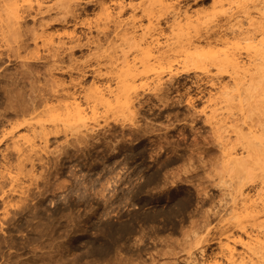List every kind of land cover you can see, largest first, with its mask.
<instances>
[{"label":"rangeland","instance_id":"374dc122","mask_svg":"<svg viewBox=\"0 0 264 264\" xmlns=\"http://www.w3.org/2000/svg\"><path fill=\"white\" fill-rule=\"evenodd\" d=\"M1 1H2V3H1ZM1 1H0V172H1V170L2 171L5 170V174L7 173L6 176L8 177V178L6 177L7 179H9L10 175H11L10 177H12V175L14 174L12 179L10 178L13 181H11L10 179L7 181V179H6V182H8L7 183L8 185H9V182H11V183L13 182L12 183L13 185L16 182L18 183V181L23 177L21 179L22 181L21 180L19 181V184L22 182L20 185L17 183L15 184V186L17 187V192L15 194H16L17 198H19L18 194L20 195L21 191H22V194H24V195L22 196V194H21V196L23 198L28 197L27 198L28 201L26 202V206H24V207H20V208L18 206H16V208H15V206L14 207L13 206L7 207V215L10 216V217H8L9 221L6 222V220L4 221V220L0 219V228H1L0 229V246H1L0 247V264H65V263L66 264H119L120 261L122 262V264H132V263L133 264H152L153 262H154V264H167V263L168 264H176V262H177V264H186L184 262V260H185V258H187V255L185 253L186 251L184 250V247L188 252L189 248H191V247H189L191 244L195 247L194 248L192 246L195 249V250H193L194 256H196V258H198V260L204 261V262H205V260H206V262H208V260L209 261L213 260V258L219 252V245H217L218 243L214 242L213 245L211 244V245L206 246L205 243L203 244V241L206 239L212 240L213 238L218 239L221 236L220 233H222L221 232L222 230L225 231L227 228L229 229L230 216H232V214H231L232 208H230L232 206L229 205L231 203V202H229V200H230V198H232V195H230V189L226 185L224 186L222 183H220V180L218 178V174L220 173L219 168H217L219 171L218 170L216 171L215 170L216 167H214V170L218 173L216 175L217 177L215 176V174L211 175L214 173L212 164L216 163L217 157L219 158V156H217L219 154V149H218L219 145L216 144L218 140H217L215 134L213 133L214 131H212L213 130L212 127H210V124L208 123V117L211 114V111L214 109H219V113H221L220 107H224L223 106L224 104H221L220 100H218L219 102L217 100H216L217 102L214 100V97H217L219 94V93L218 94H215V93L218 92V90H219L218 88L221 87L223 84H224L223 86H225V85H231V83H232L231 78H229L230 76H228L229 74L224 73V72H226L225 69H220L216 66L213 67L211 65H210V67H208L209 65H206L208 68L206 66L204 68H207L208 72L205 69L203 70L204 72L202 71V69H201L202 72L199 71L198 69L196 71V68L195 69L190 68L189 69L190 71H185L186 68H184L182 63L180 62L181 59L178 58L179 59L178 63L177 64L175 63L177 60V58H176L174 60L175 62L173 61L174 68H175L173 75H170L169 78H168V75L164 76L162 86L159 88V91H158L156 85L154 84L153 80H150L151 78L147 79V77H146L145 81L143 80V82H145V83H143L142 81L138 83L139 84L138 91H140V92H138L139 98H137L136 102L134 101V103L136 105L133 104V107L135 105L136 110L138 109L137 111H139V112H137L134 108H132L135 111L134 112L131 109L132 112L135 113L133 116H132L133 113H131V116H130V110L126 109L127 111H129L128 112L129 115H128V113H126L127 111H123V109H124L123 107H119V109L117 108L118 110L116 111L115 108H114L115 109L114 110L113 108H107L105 106H104L105 108L102 106L103 108L101 109V106L98 107L99 105L96 107V112L98 114V117H95L96 115L92 116V113L89 114V119H91V120L88 121L90 124L87 123V126L89 127V125H91L90 127L94 126L97 129V131H96L97 132V136H96L97 140L93 141V143H94L93 147H95V148L91 147V149L92 148L93 149H92V152L90 155L86 152V154L83 153L82 156H79V154L74 152L75 149L73 147L75 144H74L73 140L75 141V140L81 138L80 134H79L80 132L78 133L79 130L76 131L79 128L75 127V130H74V128H71V129L69 128L70 131L73 129V131L68 132V136L70 137L69 140L73 142V143L70 142L72 144V147H71V145L69 146L67 144L66 139L68 140V136L66 138L64 133H63L64 135L63 134H59L60 136L58 135L59 139L54 138V140H53V137H52L51 142H50V147H49L50 150L47 149L48 151H45V149H44L42 152H40V156L44 160L42 162H44L43 163L44 165L47 164L46 165L47 169L46 168L42 169L44 167V165L38 164L37 168H36V170L37 169L38 170H37V172L35 170L36 174L34 172L33 175L31 176V181H32L31 182L29 180L30 175H31L30 173L28 174L29 177H27L28 175H25L26 173L23 174V173H19L17 171V167L19 166V165L18 166L16 165L17 161L15 159V157L17 158V156H16L17 153L15 152L16 153L15 154L11 149H9V152H8V150L7 151L5 150L6 139H7L5 137L10 136V132L13 131V129H15L16 124L17 123L19 124V122L22 119L20 116V113H18L19 112L18 106L20 104L17 106V109L14 108V106L16 107V105L18 104L17 102L19 101V99L16 100V103H14V105L9 104V103L15 102L13 100H12L13 102H11V101L9 102V100H8V97H9L8 95H10V93L12 94V92H13L12 90H15V91L20 90L21 94L23 93L22 96L23 95L28 96L30 93V90L32 91L31 85H34L35 83L36 84L34 86L35 87L38 86L37 87L38 89L39 88L42 90L49 89L48 85H49L50 81L49 82H47V81L51 79L50 76L52 75L55 77L54 79H57L55 81H59V82L61 81V83L63 82L65 84L64 85L62 83L63 86L67 87L68 90L70 91V93H76L78 96H80L82 98L83 103H85L86 102L84 100V99H86L85 95H87V93H88V91H86V90L89 89L90 86L94 82H97V84L98 85L100 84V86H102V87H104L105 85L109 86L108 83H110V86H113V87L115 86L116 75L114 74L115 72H112V71H114L115 68H116L115 69V71H116L118 68L117 66L119 64H120L119 69H121L123 67L122 65H124V63H123L124 59L122 58V52L124 50H125L124 52H126L129 56L127 58L131 61L133 58L134 59L136 58L137 54L135 53L136 51L134 49L129 48L132 50H128V48H126L129 46V44L126 45V43H128V42L123 37H122L123 40L126 42L125 44L120 39L121 36H123L122 31H121V28H120L121 32L119 31V28H118L119 26L116 23L111 24L110 22H113L111 20L110 21L107 20L108 22L103 21V20H106V18H107L106 14L110 11L112 12V13L110 12L111 14H114V12H115V16H116V13L118 12L117 11L118 7H116V4H115L116 0H83V2L80 4V6H82V7L77 9V11L80 13H78L76 11L77 16L74 17L75 19L73 20V22L69 23L70 25L68 24L69 26L65 23H62V24L58 23L56 25L53 24V26L51 24L48 27V29H46L49 31V33L53 32V31H55L53 33H57L58 30L62 31L64 29V31L66 33L64 31H63V33L61 32L63 34V37L65 34H67V31L71 33V31L75 30L76 37L77 38L81 37L80 39L82 40L81 41L82 45L80 44L81 46L78 47L77 44L72 45V47H76L77 49L76 48L70 49L71 46H70V44H68L69 46H67V48L70 47L69 50L65 49V51L60 52V57L58 59L61 61V63L58 60H57V62L59 64V66L62 67L63 70L60 69V67H58V70H59L58 71L57 68L54 67L56 70L52 69V72H51V70H50L52 67L51 61L54 59L51 60V58H52L51 57L49 59L50 61H48V58H46V57H50V55H48L49 52H47L46 50H44V48H41V47H39L40 49L39 48L37 49V47L35 45V41L33 40L34 38L32 39L33 34L30 33L32 28H34V27L37 28V26L41 22L40 20H42V21L45 19L47 20L48 17H46V16H45L46 18L45 17H38L37 20H34L32 17L31 18L26 17L27 19L20 21L22 23V26L16 25L17 29L14 26L11 27L12 25L8 26L9 25L8 23H7V26H8L7 27L6 21H5L8 19V17H6L7 11H8L7 16H9L10 10L18 9L19 11H21L20 9H22V8H23L22 10H24L25 8L27 9L30 7V4L32 2H33V4L36 5V0H33V1L32 0L31 1L30 0H26V1H24V0L17 1L16 0L14 4L16 5V3L18 2L19 3V4L17 3L18 7H16L14 4H12L16 7L15 8L13 6L15 9L14 8L11 9L12 6L8 7L4 0H1ZM125 1H126V3L130 2V0H125ZM142 1H144V0H134V3L140 4ZM33 4H32V6H35ZM104 4H105V6H109L110 8L109 7L108 8L111 9L107 13H106V11L105 12L102 11L104 9L101 7ZM179 4H181L180 5L181 7L183 6L182 7L183 9L185 8V10L187 9V11H189V13L194 14L193 16H197L195 14H199L198 15L199 17L204 15L203 17H205L206 19H209L210 16H212V15L214 16V14H215V16H214L215 18L212 16L214 19H212V17L210 18L213 20V23H212V20L209 19V22L211 24L207 22L208 25H204L201 28L202 29L200 31L201 33L206 34L205 31H207V29L209 31L210 29L213 30L214 29L213 27L220 26L221 28H223V29L219 30L220 32L223 31L222 35H226V34H227V36L229 35L228 32H229V30H231V29H229V28H231V26H230V24H228L229 25L228 26L227 21H226L227 20L226 18H228L226 16H228L229 13L224 14V15L220 13L221 17H220V15L218 17L217 16L218 14H216V11H215V13H213L214 9L212 7H214V4H213L212 0H180ZM174 5L177 6L178 3H177V5H176V3ZM105 6H104V8H105ZM79 9H81V10H79ZM112 10H114V11H112ZM252 10H254V9H252ZM228 11H230V10H228ZM253 12H255V10ZM131 14H132V11L129 10L127 12V14H125L122 17L121 20L124 22V25L127 23V20L130 18ZM216 17H217V19H216ZM76 19H77V21H76ZM171 19L172 18L169 19L170 22H171ZM74 21H75V23H74ZM104 22L110 23V25H107ZM72 23L75 25H72ZM76 23H77V25H76ZM82 23H84V24H82ZM215 23L216 24L218 23V24L216 25ZM104 24H106V26ZM142 24L143 25L145 24V26H147L148 22L146 20H143ZM171 24H166L164 22L162 23V27L165 30L164 32L166 34L165 36L162 37V40H161L162 42L166 41V37L170 39L172 36L175 35V37H176V34L178 35V33L173 32L174 34H172V36H171V33H172L171 31H173L169 27ZM115 25L117 27H115ZM213 25H216V26H213ZM74 26L76 27L75 29H73ZM206 26H208L207 29H206ZM223 26L226 28H224ZM209 27H210V29H209ZM125 28H126V26H125ZM244 28H245V24H244ZM117 29L119 32L117 31ZM56 30H57V32H56ZM76 30H77V32H76ZM176 30H174V31H176ZM179 30L180 29L178 28V32H179ZM203 30H204V32H203ZM224 30H226L227 33ZM231 32L233 33L232 30H231ZM231 32H230L229 37L232 36ZM60 34L58 33V35H60ZM21 35H22V37H21L22 40L20 41L19 40L20 38H18V36L20 37ZM168 36H170V37H168ZM60 37L61 36H59V38H56L57 42L63 39V37H61L62 39ZM175 37H173L174 41H175ZM13 39H15V40H13ZM58 39H60V40H58ZM69 39L70 38L68 36H65V38H64L65 41L64 40H62V41L69 43V41H67ZM96 39H97V43H95L96 45L99 42V46H100V43L102 42L101 43L102 46L98 47V49H96L97 46L93 45L94 42H92V41H96ZM20 42L22 45H20ZM202 42H205V41H202ZM24 43L26 45H24ZM243 44L245 45V43H243ZM111 45L115 46L114 49H117V50L113 51L111 49V47H112ZM125 45H126V47H125ZM108 46L110 49H107ZM240 46H242V45H240ZM101 47H102V49H101ZM103 47L106 49V51H108V53L106 51H104L105 49ZM203 47H205V44ZM242 47H240L241 57L243 56L245 58V59L244 58L243 59L246 60L247 54H246V52L245 53L243 52L245 50L241 49ZM123 48H125V49H123ZM121 49H122V51H121ZM203 49L206 50V47ZM99 50H100V52H99ZM110 50L112 52L109 53ZM44 51H46V52H44ZM72 51H73V54H72ZM103 51H104V53H107V55L104 54ZM114 52H117L116 54L118 55L117 56L118 62H117V59L114 58V55H113ZM133 53H135L136 55ZM35 54H37V55H35ZM39 54H41V56ZM108 54L109 55L112 54L110 57H113V58L111 59L108 56ZM104 55H106V58ZM35 56H38V57H35ZM120 58L123 60H121ZM113 60L116 61L117 65L114 64L115 62L112 63ZM26 62H28V63H26ZM104 62H106V64H107V62H110L109 64L110 65L114 64V66H110L109 64H107V66L105 68L106 64ZM50 64H51V66H48ZM108 66H110V67H108ZM27 67H29L30 70H28ZM76 68H78V69H76ZM215 68H218V69H215ZM42 69H44V70L42 71ZM99 70L101 71L100 74L102 76L100 74L97 75L98 73L97 74L95 73ZM220 70L223 73H221ZM26 71L31 72V75H34L33 76L34 78H29L30 75H25L24 73ZM83 72L84 73L87 72V73L83 74ZM109 72L112 74H110ZM26 74H28V72ZM150 74H149V77L152 76V74L151 75ZM224 74H226V75H224ZM100 76L102 77V79ZM30 77H32V76H30ZM48 78H50V79H48ZM171 78H172V82H171ZM45 79H48V80H45ZM166 79H167V81H166ZM52 80H53V77H52ZM98 81H100V83ZM175 81H176V83H175ZM229 81H230V83H229ZM29 82L31 83V85L29 84ZM33 82H35V83H33ZM140 83H142L141 86H140ZM147 83H149V84H147ZM212 83L214 86L212 85ZM41 85H43V86L41 87ZM149 88H152V89H149ZM154 88L157 90H155ZM161 88H163V89H161ZM8 91H9V94L6 95V93H8ZM88 94H90V93H88ZM154 94H155V96H154ZM212 94H215V95H212ZM6 96H8V97H6ZM10 98H11V95H10L9 99ZM14 98H16V97H14ZM14 98H11V99H14ZM27 99H29V98H26V100ZM209 99H211V101ZM213 101H215V103ZM25 102H28V101H25ZM212 103H214V104L212 105ZM217 104H219V105H217ZM12 105H13L14 109L11 108ZM86 106L89 107V105H86ZM19 108H20V106H19ZM97 108L99 109L100 112H98ZM103 109L106 111H104ZM108 109H111V110L108 111ZM14 110H16L18 114ZM110 111H111V113H108ZM112 111H116V112H112ZM121 111H122V113H121ZM223 111L224 110H222V112ZM105 112L108 114V117H107V114ZM113 113H116V114H113ZM109 114L111 116L113 115L114 117L109 116ZM136 114H138V115H136ZM17 115H19V116H17ZM108 118L110 119V122L108 121L109 120ZM111 121H113V122H111ZM62 123L63 122L58 121L59 125H62ZM108 125H110V127ZM90 127H89V129H92ZM123 127H124V131H123ZM111 128H114V129H111ZM135 128L137 131L134 130ZM64 129H66V128H64ZM83 129H80V130H83ZM125 129H126V131H125ZM138 129L140 130V132ZM104 130L106 131V133L104 132ZM133 130L136 131V133L138 132L137 133L138 135L132 134V132H130ZM69 133H71V135H69ZM72 133L74 135H72ZM116 133H118V134H116ZM77 134L79 137L76 138L75 136H77ZM128 134H130V135H128ZM119 135H120V137H119ZM81 136H82V133H81ZM213 136H214V139H213ZM74 138H76V139H74ZM215 138H216V140H215ZM37 142H38V140H37ZM55 144L57 145L58 149L56 148ZM58 144H59V146H61L62 149H65V151L63 150V152L60 153L59 151L61 148L58 146ZM95 144H98V145H95ZM68 147L70 148V151L67 150ZM110 147H112L113 149ZM52 148H54L55 151L51 150ZM71 149H72V151H71ZM207 149H210L211 152ZM197 150L199 152L209 151V154H211L212 156L209 154H208L209 158L207 156L205 157L204 155L202 156L199 153H197L198 152ZM66 151L69 152L68 154H70V156H71V154L73 155V156H71L72 158L67 156V155H66L67 158L64 157L65 154L63 155L62 153H66ZM203 152H201V153L204 154ZM49 154H51V155H49ZM59 155L60 156L62 155V156L59 157ZM84 155L85 156L88 155V157H85ZM74 156H77V157H74ZM214 156H216L215 160H213ZM62 157H64V158H62ZM78 158H80V159H78ZM97 158H99V159H97ZM15 161H16V163H15ZM212 161H214V163ZM57 162L63 163L64 165H63V171H61L59 174L56 175V173L54 171L55 167H53L55 165H53V164L57 165ZM84 162H85V164H84ZM210 162H212V164H210ZM202 163L203 164L206 163L205 164L206 167H204L205 165H203ZM209 165L210 166L212 165V166L209 167ZM28 166H30V165H28ZM28 166H27V169H29ZM119 167H121V168H119ZM25 169H24V171H25ZM185 169H186V171H185ZM136 170L143 171V172L140 175L135 176ZM157 170H160L159 171L160 175H158V177L162 178V180H163V177H167V176L169 177V178L167 177L169 179L168 180L169 184L164 186L165 190L163 193H161V195H160L161 188H157L156 183L152 184V187H151V185L148 187V189H150V190H147V188H146V191L152 190V192L155 193V197L156 198L158 197L161 200L158 201L157 199H154L151 201L149 199L151 197V195L149 196L150 193L144 194V196H146V197L148 196L146 198L147 199L146 201L144 199L132 200L131 195L128 196L131 198V200H129V199L120 200L121 198L118 195H120V192L122 189H124L125 193L127 192V194H128L129 189H132L134 182L137 183L139 181L137 179L139 176H142L140 179L141 182H144L145 180L149 181L150 176H152L154 174V172H156ZM42 171L44 172L42 177H39L37 179L38 183L35 182L34 180L36 178L34 179L33 176L34 175L36 177L40 176ZM182 171H183V173H182ZM16 173L17 174H23L24 176L19 175L21 177V178H19V176ZM27 173H28V171H27ZM209 173H211V174L208 175ZM37 174H38V176H37ZM120 175L121 176L123 175V177H124L121 179V180L124 179L123 180L124 184L119 183V181H118L120 178ZM17 176L19 179L17 178ZM174 176L177 178H174ZM14 177H16V178L13 179ZM219 177H221V175ZM45 178L47 179V181ZM27 179H28V181H27ZM43 180H44V182L46 181L45 185H44V182H42ZM33 181H34V183H33ZM47 182L48 183L50 182L51 186L50 185L47 186V184H48ZM26 183H27L28 187H27ZM35 183H37V186L35 185ZM41 183H43V184H41ZM82 183H84V184L82 185ZM58 184H59V186H58ZM220 184H222L223 187ZM17 185H19L20 188H18ZM52 185H53V187H52ZM66 185L67 186L69 185L68 188ZM31 186H32V188H31ZM38 186H39V188H38ZM46 186L48 187L47 189L51 188V190H48V192L46 190H44L45 188H43V187H46ZM85 186L87 189L85 188ZM216 186H219V187H216ZM221 187L222 188L226 187V188H224V190H222ZM71 188H72V190H71ZM119 188H120V190H119ZM35 189H36V191H35ZM225 189H226V191H225ZM157 190L159 193L157 192ZM227 190L229 191V193ZM41 191L44 193V195H43L44 197L40 196L41 195L40 193H42ZM52 191H55V192H52ZM99 191H100V193H99ZM38 192H40V193H38ZM225 193H226V196H227V194L231 196V197L228 196V198H229L228 200H226L227 197L225 198ZM100 194H102V195H100ZM107 194H108V196H107ZM101 196L102 197L104 196V197L102 198ZM115 196H116V198H115ZM109 198H113V199H109ZM40 199L43 200V204H42V206H40V208L41 207L43 208V209L41 208V211H42V213L45 212L46 215H42V216L35 219L34 217H32V215H29L28 213H29L30 209L34 206V204L36 202H38L37 200L40 201ZM100 199H105V200H100ZM125 200H127V201H125ZM86 201H87V203H86ZM101 201H102V203H101ZM106 201H107V203H106ZM226 201H228L227 204H226ZM231 201H232V199H231ZM126 202H128L127 205H126ZM122 203H124V204H122ZM74 204L75 205L79 204L77 209L74 208V206H73ZM172 204H173V206H172ZM125 205H126V207H125ZM174 205L177 207L182 206V208L184 210L186 209L185 211H187V215L190 216V219L188 218L185 222L186 225L184 224L185 226H183V228L185 227V229H182V231L183 230L189 231L188 229H189V225H190L191 221H192V223H194V222L198 223V226L196 224L195 225L196 227L193 228L195 231L194 232L195 234H193L192 239L191 238L182 239L183 234H180L179 232L172 230V224H171L172 220L170 218L174 214V211L177 210V207L175 208ZM231 205H232V203H231ZM220 207H222V209ZM67 208H69V209H67ZM73 208H74V210L72 211ZM123 208H124V210H122ZM96 209L97 210L99 209V210L96 211ZM108 209H109V211H108ZM172 209H175V210L171 211ZM230 209H231V211L229 214L228 212ZM92 211H93V214L91 213ZM120 211H122V212H120ZM169 211L173 212V214ZM219 211H221V212H219ZM87 212H88V214H87ZM2 213H3V206L0 203V216L2 215ZM123 213L124 214L126 213V214L124 215ZM168 213L171 215H169ZM47 215H49V216H47ZM167 215L170 217H168ZM227 215H229V217ZM58 216H59V218H58ZM123 216H125L124 219H122ZM165 216H167V217H165ZM29 217H30V219H29ZM24 218L26 219V221ZM167 218H169V219L167 220ZM66 219H67V221H66ZM224 219H225V221H224ZM123 220L125 222H128L129 220H133V221H135L136 226H134V231L126 236V238H125L126 241L123 242V243H126L125 253L122 252L124 254V256L126 257L125 260H118L120 254H121L119 252L120 250H119V246L117 243V242H119V237H120V233H119L118 229H120L119 226H121L123 224V222H122ZM126 220H128V221H126ZM9 222H11V223H9ZM15 222H16V224H15ZM226 222H227V224H226ZM65 223H67V224H65ZM71 223H73V226ZM224 224H225V226L227 225V227H225ZM69 227H71V228H69ZM190 227H191V225H190ZM224 227H225V229H224ZM8 228H9V230H8ZM193 229H192V231H193ZM46 231H47V233H46ZM219 231H220V233H219ZM84 233L87 235H85ZM36 234H38V236ZM40 234H41V236H40ZM44 234H45V236H44ZM146 234H147V236H146ZM194 235L196 238H198L197 240H199V241H196V242L194 241L196 239V238H194ZM215 236H218V237H215ZM182 240H183V242H181ZM184 240L185 241L188 240V241L185 242ZM2 241H3V243H2ZM5 241H6V243H5ZM7 241H8V243H7ZM200 241H202V242H200ZM35 242H36V244H35ZM216 242H217V240H216ZM198 243L200 245H198V247L196 248V245ZM48 244L49 245L51 244V245L49 246ZM9 246H11V247H9ZM49 247H50V249H49ZM145 247H146L148 252L145 250L140 257V255H138L139 252H137V251H138V249H144ZM127 248H128V250H127ZM56 249H58V250H56ZM64 249H66V250H64ZM61 250H62V252H61ZM87 253H88V255H85ZM125 254H127V255H125ZM133 255H134V257H133ZM76 256L77 257L79 256V258H81L83 256H85V257L83 258V260H74V258H77ZM113 260H115V261H113ZM165 262H167V263H165Z\"/></svg>","mask_w":264,"mask_h":264},{"label":"bare ground","instance_id":"6f19581e","mask_svg":"<svg viewBox=\"0 0 264 264\" xmlns=\"http://www.w3.org/2000/svg\"><path fill=\"white\" fill-rule=\"evenodd\" d=\"M4 1H5L6 5L8 7L9 6L10 7L12 6L11 9H13L15 6L18 7L17 6V3L18 2L16 3V5L14 4L16 0H4ZM17 1H19V0H17ZM24 1H26V0H24ZM212 1H213V4H214V7H212L214 9L213 10L214 11L213 13H215V11H216V14H218L217 15L218 17L220 15V13L223 14V15L224 14H227V13L230 14V15L228 14V16H226V15L225 16L228 17V18H226L227 19L226 20L227 21V25L230 24V26H231V28H229V27L228 28L233 31V33H232L231 30L228 29L229 30L228 34L230 35V32H231L232 33V36L229 37V35L227 36V34L226 35H222V32L223 31L220 32L219 30H221L223 28H221L220 26H216L219 22L217 24L215 23L216 25H213V26H216V27H213L212 26L214 28L213 30L210 29V27H209V29L211 31L210 30L208 31V29H207L208 26H206V29H207V31H205L206 34L201 33L200 32L202 30L201 28L204 25H208L207 22L210 23L209 22V19L213 16L212 15L213 13L211 14L212 16H210L209 19H206L205 17H203L204 15H202V16L200 15L201 17H199L198 16L199 14H195L197 16H193L194 14L189 13V11H187V9L185 10V8L184 9L182 8L183 6L182 7L180 6L181 5V4H179L180 0H144L140 4L134 3V0H130L129 3H126L125 0H116L115 4H116V7H118V10H117L118 12L116 13V16H115V12H114V14H111L112 12L110 11L111 9H109L110 7L109 6H105V4H104L101 7V8L104 9L102 11L103 12L106 11V13L108 11H110L111 13L108 12L106 14V17L107 18L105 17L106 20H103V21H107V20L110 21L111 20V21H113V22H110L111 24L112 23H116L119 26L118 27L119 28V31H120V28H121L122 35L123 36H121L120 39L122 40V42H124V44L126 42L123 40V38L128 42V43H126V45L129 44V46L126 47V45H125V47L128 48V50L134 49L136 51L135 52L133 50L137 54L136 55L135 53H133V54L136 55V58L135 59L133 58L134 60L132 59V61L129 60L127 58L129 56H128V54L126 52H124L125 51L124 50L122 52V58L124 59V62H123L124 65H122L123 67L121 66L122 68L119 69V66H120V64H119L117 66L118 68H117L116 71H115L116 68L114 69V71L111 70L112 72H115L114 74L116 75V78H115L116 79L115 86L114 87L113 86H110V83H108L109 86H107V85L104 84L106 87L105 86L102 87V86H100V84L98 85L97 82H94L90 86L89 89L86 88L87 89L86 91H88V93H90V94H88L86 92L87 93V95H85L86 96V99H84L85 97L83 96L84 97L83 99L86 101L85 103H83L82 98L80 96H78L76 93H70V91L68 90V88L63 86V84H64L63 82H62L63 83L62 84L61 81L60 82L59 81H55L57 79H54L55 77L52 76L51 74H50L51 76L49 75L51 77V79L48 78L50 80L45 79V80H48L47 82L50 81L49 82V85H48V88L49 89H46V90L45 89L42 90L40 88L38 89L37 88L38 86L37 87L34 86L36 84L35 82H33V83H35L34 85H31V83L29 82V84L32 86L31 87L32 88V91L30 90V93L28 95L29 97L27 95H26L27 97L24 96V95H23L24 96L23 97L22 96L23 93L21 94L20 90L19 91L12 90L13 91L12 94L10 93L11 98L16 97L17 99L14 98L15 99L14 100V99H11L10 98L11 99L10 100L9 99L10 95H8L9 94V91H8V93H6V95H8L9 97L8 96H6V97H8L9 102L10 101L11 102L15 101V102L9 103V104H13L14 105V103H16V100H18V99L20 101V102L19 101L17 102L18 104L16 105V107L14 106V108L17 109V106L20 104L19 105L20 108L18 106V111H19L18 113H20V116H21L22 119L19 122V124L17 123L18 125L16 124L15 129H13V131L10 132V136L5 137V138H7L6 139V147H5V150L6 151L8 150V152H9V149H11L14 153L15 152L17 153V155H16L17 158L15 157V159H16V161H17L18 164L16 163V161H15V163H16L17 166L19 165L18 166L19 168L17 167V171L19 173H23V174L26 173L25 175H28L30 173L31 175H30L29 180L31 181V176L35 172V170L37 168V165L44 163V162H42L44 160L40 156V152H42L44 149H45V151H48L47 149L50 150L49 147H50V142H51L52 137H53V140H54V138L55 139L58 138V135L59 134H63L64 133L65 134V137L67 138L68 132L70 131L69 128L70 129L71 128H74V130H75V127L76 128H79L76 131L79 130L78 133L80 132L79 134H80V137L81 138H79V139H77L75 141L73 140V142L75 144L74 147H73L75 149V151L74 150L73 151L76 152L77 154H79V156H82L83 153L86 154V152L90 155L91 152H92V149L95 148V147H93V145H94L93 141H96L97 140L96 139L97 138L96 137L97 136V132H96L97 129L94 126L93 127H90L91 125H89V127L92 128V129H89V127L87 126V123H89L88 121L91 120V119H89V114L92 113V116H95L96 115L95 117H98V114L96 112V107L99 105L98 107L101 106V109L105 106L107 108H113V109L115 108L116 111L119 109V107H123L125 109V110L123 109V111L130 110V116H131V113H133L132 114V116H133L135 114L134 113L135 111L132 108H134L136 110V107H135L136 104L134 103V101L136 102L137 98H139L138 97V92H140V91H138V88H139V84L138 83L141 82V81L143 82V80L145 81V78L146 77H147V79H150L151 78L150 80H153L154 84L156 85V87H157V89L159 91V88L162 86V82H163L164 76L165 75H168V78H169L170 75H173V72H174V69H175L174 68V64H173V61L176 58H177V60H176V62L175 61L174 62L177 64L178 61H179V59H181L180 62L182 63L183 67L186 68V70L183 68L185 71H190L189 70L190 68L191 69L192 68L193 69L196 68V71H197V69L199 71H201V69H202V71L205 69L208 72L207 68L210 67V65L213 66V67L216 66V67H218L220 69H225L226 72H224V73L229 74L228 76H230L229 78H231L232 83H231V85H225V86H223L224 84L222 85L220 83L222 86L219 87L218 88L219 89L218 92L215 93V94H218V93L219 94H218L217 97H214V100L215 101L216 100L217 101L220 100L221 104H224L223 105L224 107H220V110H221L220 112L221 113H219V109L212 110L211 111V114L208 117V123L210 124V127H212V129H213L212 131H214L213 133L215 134V136H216V138L218 140L217 143L216 142L215 143L219 145V146L217 145L219 147L218 148L219 149V154L217 155V156H219V158L218 157L216 158L218 161L216 160V163H214V161H212L214 164H212V162H210V164L213 165V170H214V167H216V169H215L216 171L218 170L217 168H219L220 173L218 174L214 170V173L212 172L213 174L209 173L208 175H210V174L211 175H214L215 174V176H216L218 174V178L220 180V183H222L224 186L226 185L230 189V195H232V198H230V200H229V202L232 203V205H231V203L229 204L230 206H232V207H230V208H232V213H231L232 216H230V226H229V229L227 228L225 231L222 230L221 231L222 233H220V231H219V233H220L221 236L219 235L220 237L218 239L213 238L212 240H208V239H206L204 241L202 240L203 241V244L205 243L206 246L207 245H211V244L213 245L214 242L215 243H218L217 245H219V252L213 258V260H211V261L208 260V262H206L205 259H204L205 262L198 260V258H196V256H194V251L193 250H195L194 249L195 247L191 244L189 246L191 248H189L188 252H187V250L184 247V250L186 252L184 250L183 251L187 255V258H185L184 262L186 264H264V0H212ZM82 2H83V0H36V5L33 4V2H32L30 4V7L28 6L29 8H27V9L25 8L24 10H22L23 9L22 8V9H20L21 11H19L18 9H15L16 8L15 7L14 8L15 10H10L9 16H7L8 15L7 14L8 11H7L6 12V17H8V19L6 18L7 20H5L6 21V26H7V23H8L9 24L8 26H11L12 25L11 27L14 26L17 29V26L16 25L22 26V23L20 21L21 20H24V19H27L26 17H28V18L29 17L30 18L32 17L34 20H37L38 17H45V16L48 17L47 20L46 19L43 20V21L40 20L41 22L37 26L38 29L34 27V28H32V30H31L30 33L33 34L32 39L34 38L33 40L35 41V45H36L37 49L39 47H41V48H44V50H46L47 52H49L48 55H50V57H46V58H48V61H50L49 59L51 57H52L51 60L54 59V60H52L53 62L51 61L53 68L51 67L50 70L52 72V69L57 68V70H58V67H60L59 64H58V62H57V60L60 61L58 59L60 57V52L61 51H65V49H68L69 50L70 47L67 48V46H69L68 44H70V46H71L70 49L76 48V47H72L73 44H77L78 47L81 46L82 45L81 44V41L82 40L80 39L81 37L80 38H77L76 37L75 30L74 31H71L70 30L71 31V33H70V32H68L65 29L67 31V34H65L66 32L64 31V29L62 31H59L58 30V32L56 30L57 33H53L55 31H53V32L50 31L51 33H49V31L46 30V29H48V27L51 24H52V26H53V24L56 25L58 23H60V24L65 23V24L68 25L70 22H73V20L75 19L74 17L77 16V12H78L77 9L80 8V7H82V6H80V4ZM1 3H2V1H1ZM175 3H176V5L178 3V5L175 6L174 5ZM12 4H14L15 6L12 5ZM32 4L35 5V6H32ZM104 6H105V8H104ZM252 9H254L255 12H253L254 10H252ZM79 10H81V9H79ZM129 10L132 11V14H131L130 18L127 20V23L124 25V22L121 19H122V17L125 14H127V12ZM228 10H230L231 12L228 11ZM112 11H114V10H112ZM78 13H80V12H78ZM214 16H215V14H214ZM213 17H212V19L215 18V17L214 18ZM220 17H221V15H220ZM170 18H172L171 19V22L169 21ZM77 19H76V21H77ZM212 19H210V20H212ZM216 19H217V17H216ZM143 20H146L148 22L147 26H145V24L144 25L142 24V21ZM163 22L166 23V24H171L172 23L169 26L173 30V31H171L172 32L171 33V36H172V34H174L173 32L178 33V35L176 34V37H175V35L172 36L171 37L172 39L171 38L169 39V38L166 37V41L165 42H162L161 41L162 40V37L166 35L165 32H164L165 30L162 27V23ZM74 23H75V21H74ZM104 23H106V22H104ZM110 23H106V24L107 25H110ZM212 23H213V20H212ZM82 24H84V23H82ZM106 24H104V25L106 26ZM244 24H245V28H244ZM72 25H75V24L72 23ZM76 25H77V23H76ZM125 26H126V28H125ZM115 27H117V26L115 25ZM75 28L76 27L74 26L73 29H75ZM178 28L180 29L179 32H178ZM224 28H226V27H224ZM174 30H176L177 32L174 31ZM63 31L65 32L64 33L65 34L64 37H63V34H62ZM117 31H118V29H117ZM224 31L226 32V30H224ZM76 32H77V30H76ZM203 32H204V30H203ZM58 33L59 34L61 33L62 35L61 34L58 35ZM22 35L20 37L18 36V38H20L19 39L20 41L22 40L21 39ZM59 36L63 37V39L60 37L62 40H64L65 36H68L70 38L69 40H67V41H69V43L64 42L65 40L62 41L60 39H58L60 41L57 42L56 41L57 40L56 38H59ZM168 37H170V36H168ZM173 37H175V41H174V38ZM13 40H15V39H13ZM202 41H205V42H202ZM92 42H94L93 45H96L95 43H97V39H96V41H92ZM101 43H100V46H102ZM243 43H245V45ZM204 44H205V47H206V50L207 51L205 49H203V48H205V47H203ZM20 45H22L21 42H20ZM24 45H26V44L24 43ZM240 45H242L244 48L242 46H240ZM96 46H97L96 49H98V47H100L99 46V42H98V44ZM240 47H242L241 49L245 50L243 52L244 53L246 52V54H247L246 55L247 56L246 60H244L245 58L243 56L241 57ZM114 48H115V46H112L111 47V49L113 51L117 50V49H114ZM129 48H132V49H129ZM101 49H102V47H101ZM107 49H110L109 46H108ZM123 49H125V48H123ZM46 51H44V52H46ZM104 51H106V49ZM104 51H103V53H104ZM121 51H122V49H121ZM99 52H100V50H99ZM106 52L108 53V51H106ZM110 52H112V51L110 50L109 53ZM107 53H104V54L107 55ZM114 53H113L114 58H116L117 59V62H118V58H117L118 55L116 54L117 52H114ZM72 54H73V51H72ZM35 55H37V54H35ZM39 55L41 56V54H39ZM106 55H104L105 58H106ZM111 55L112 54H110V55L108 54L109 57ZM35 57H38V56H35ZM110 58L112 59L113 57H110ZM123 59H121V60H123ZM26 63H28V62H26ZM60 63H61V61H60ZM104 63L106 64V62H104ZM109 63L110 62H107V64H109ZM112 63L116 64V61L113 60ZM107 64L105 65V68H106ZM114 64L113 65L112 64L111 65L109 64V65L110 66H114ZM206 65H209V66L207 67ZM48 66H51V64L48 65ZM110 66H108V67H110ZM205 66L207 68H204ZM218 68H215V69H218ZM27 69L30 70L29 67H27ZM60 69H62V67H60ZM76 69H78V68H76ZM43 70L44 69H42V71ZM27 72H28V74H26ZM100 72L101 71L99 70V71H97L95 73L96 74L98 73L97 75H99ZM220 72L223 73L221 70H220ZM85 73H87V72H85ZM85 73L83 72V74H85ZM150 73L152 74L151 77H149V74ZM24 74L25 75L32 76V77L29 76V78H34L33 77L34 75H31V72H29V71H26ZM110 74H112V73H110ZM224 75H226V74H224ZM52 77H53V80H52ZM101 79H102V77H101ZM167 79H166V81H167ZM98 82L100 83V81H98ZM171 82H172V78H171ZM143 83H145V82H143ZM175 83H176V81H175ZM229 83H230V81H229ZM141 84L142 83H140V86H141ZM147 84H149V83H147ZM212 85H213V83H212ZM42 86L43 85H41V87ZM149 89H152V88H149ZM157 89H155V90H157ZM161 89H163V88H161ZM215 94H212V95H215ZM154 96H155V94H154ZM25 97L26 98H29V99L26 100ZM209 100L211 101V99H209ZM25 101H28L29 103L28 102H25ZM215 101H213V102L215 103ZM214 103H212V105ZM133 104H135L134 107H133ZM13 105L11 107L12 109H14L13 108ZM86 105H89V107L86 106ZM217 105H219V104H217ZM131 109L134 112H132ZM109 110H111V109H108V111ZM222 110H224V111L222 112ZM14 111H16V110H14ZM104 111H106V110H104ZM116 111H112V112H116ZM98 112H100L99 109H98ZM128 112L129 111H127L126 113H128ZM137 112H139V111H137ZM16 113H17V111H16ZM108 113H111V111L108 112ZM121 113H122V111H121ZM113 114H116V113H113ZM128 115H129V113H128ZM136 115H138V114H136ZM17 116H19V115H17ZM109 116H111V115L109 114ZM107 117H108V114H107ZM58 121L59 122H63L62 125H59L58 124ZM108 121L110 122V119ZM111 122H113V121H111ZM108 126L110 127V125H108ZM124 127H123V131H124ZM64 128H66V129H64ZM80 129H83V130H80ZM111 129H114V128H111ZM134 130H136V128ZM134 130L133 131H130V132H132V134L138 135L137 134L138 132L136 133L137 130L136 131H134ZM71 131H73V129ZM125 131H126V129H125ZM104 132L106 133L105 130H104ZM139 132H140V130H139ZM73 133H72V135L75 134V133L74 134ZM81 133H82V136H81ZM116 134H118V133H116ZM69 135H71V133H69ZM128 135H130V134H128ZM75 137L76 138L79 137L78 134ZM119 137H120V135H119ZM69 138L70 137L68 136V140H69ZM76 138H74V139H76ZM216 138H215V140H216ZM213 139H214V136H213ZM37 140H38V142H37ZM68 140L66 139L67 144L69 146L71 145V147H72V144L71 143H73V142L70 141V140L68 141ZM95 145H98V144H95ZM58 146H59V144H58ZM59 147L61 148V146H59ZM91 147H93V148L91 149ZM56 148H57V145H56ZM68 148H67V150L70 151V148L69 149ZM110 148H112V147H110ZM61 149L59 151L60 153L63 152V150L65 151V149H62V150ZM51 150H54V148H52ZM207 150L210 151V149H207ZM71 151H72V149H71ZM209 151H205V152L201 151L204 154H202L199 151L197 153H199L202 156L204 155L205 157L206 156L208 157L209 155H211V154H209ZM68 153L69 152L66 151V153H62V154L63 155L65 154L64 157H66V158H67V156H69V157L73 156L72 154L70 156V154H68ZM49 155H51V154H49ZM61 156L59 155V157H61ZM64 157H62V158H64ZM74 157H77V156H74ZM85 157H88V155L85 156ZM215 157L216 156L213 157L214 158L213 160H215ZM80 158H78V159H80ZM97 159H99V158H97ZM59 163L60 162H57V165L56 164H53V165H55L53 167H55L54 168V171H55L56 175L59 174L61 171H63V165L64 164L63 163H60L59 164ZM84 164H85V162H84ZM205 164H203V165H205ZM28 165H30V166H28ZM46 165L47 164H45L42 169L46 168ZM27 166L29 167V169H27ZM211 166L209 165V167H211ZM204 167H206V165ZM119 168H121V167H119ZM24 169H25L26 172L24 171ZM37 170H36V172H37ZM27 171H28V173H27ZM159 171L160 170H157L156 172H154V174L152 176H150V180L148 179L149 181L145 180L144 182H141L140 179H141L142 176H139L137 178L139 181L137 183L134 182V185H133L132 189H129L128 194H127V192L125 193V190L121 188L122 190L120 192V195H118L121 198L120 200H122V199H129V200H131V198L128 197V196L131 195L132 196V200H134V199H144L146 201L147 200L146 198L148 196L147 197L144 196L145 193H148V194L150 193L149 196L151 195V197L149 199L151 201L154 200V199H157L158 201L161 200L158 197L157 198L155 197V193H153L152 190L151 191H146V188H147V190H150V189H148V187L150 185L152 187V184L156 183L157 184L156 187L157 188H161V190L159 189L160 190V195H161V193L164 192V190H165L164 189L165 188L164 186L167 185V184H169L168 183V180H169L168 178L169 177L168 176H167L168 178L167 177H163V180H162V178H159L158 177V175H160V172ZM185 171H186V169H185ZM36 172H35V174H36ZM142 172L143 171L136 170L135 171V176L140 175ZM43 173L44 172L42 171L40 176H38V174H37L38 177H36L34 175L33 178L34 179L36 178V179L35 180L33 179V180L35 182H37V179L39 177H42ZM182 173H183V171H182ZM6 174H5V170L4 171L1 170V172H0V203L3 206V213L0 216V219L1 220H4V221L6 220V222H7V221H9L8 220V217H10L9 215H7V207H9V206H13V207L15 206V208H16V206H18L19 208L20 207H24V206H26V202L28 201V199H27L28 197L26 196L27 198H23L22 196L24 194H22V191H21L22 196H21V194L20 195L18 194V197L19 198H17V196L15 194L17 192V187L15 186V184L17 182L15 181L16 183H14V185L12 184L13 182L12 183L9 182V185H8L7 184L8 182H6V179L8 178L6 176ZM23 174H17V175L18 176L19 175L22 176ZM13 175H12V177H13ZM220 175H221V177H219ZM10 176H9V179L10 178L12 179V177H10ZM18 176H17V178H18ZM27 177H29V175ZM15 178L16 177H14L13 179H15ZM19 178H21V177L19 176ZM122 178H124L123 175L122 176L120 175V178L118 180L119 183H123V180L124 179L121 180ZM174 178H177V177L174 176ZM9 179H7V181ZM11 181H13V180H11ZM19 181H18L17 184H19ZM27 181H28V179H27ZM34 181H33V183H34ZM46 181H47V179H46ZM42 182H44V180ZM45 182H44V185H45ZM37 183H35L36 186H37ZM41 184H43V183H41ZM83 184L84 183H82V185ZM222 184H220V185L222 186ZM19 185H17L18 188H20ZM26 185H27V183H26ZM48 185L51 186L50 182L47 184V186ZM47 186L46 187H43V188H45L44 190H46L48 192V190H51V188L50 189H47L48 188ZM58 186H59V184H58ZM68 186H67V188H68ZM27 187H28V185H27ZM52 187H53V185H52ZM216 187H219V186H216ZM222 187H221L222 190H224V188H226V187H224V188H222ZM31 188H32V186H31ZM38 188H39V186H38ZM85 188H86V186H85ZM36 189H35V191H36ZM71 190H72V188H71ZM119 190H120V188H119ZM100 191H99V193H100ZM225 191H226V189H225ZM52 192H55V191H52ZM157 192H158V190H157ZM38 193H40V192H38ZM228 193H229V191H228ZM40 194H41L40 196L44 197L43 196L44 195L43 192L40 193ZM100 195H102V194H100ZM230 195L227 194V196H226V193H225V198L227 197L226 200L229 199L228 196L231 197ZM107 196H108V194H107ZM115 198H116V196H115ZM109 199H113V198H109ZM231 199H232V201H231ZM100 200H105V199H100ZM37 201L38 202H36L34 204V206L30 209V211L28 213L29 215H32V217H34L35 219L38 218V217H40V216H42V215H46V213L44 211H43L44 213H42V211H41V208L42 207L40 208V206H42V204H43V200L40 199V201L39 200H37ZM125 201H127V200H125ZM227 202L228 201H226V204H227ZM86 203H87V201H86ZM101 203H102V201H101ZM106 203H107V201H106ZM124 203H122V204H124ZM127 204H128V202H126V205ZM126 205H125V207H126ZM73 206H74L75 209H77V207L79 206V204H77V205L74 204ZM172 206H173V204H172ZM176 207L177 206H175V208ZM74 208L72 209V211L74 210ZM220 208L222 209V207H220ZM67 209H69V208H67ZM98 210L96 209V211H98ZM122 210H124V208ZM174 210L175 209H172L171 211H174ZM185 210L182 208V206L181 207L179 206V207H177V210L174 211V214H173V212L169 211V212H171L173 214L172 217L170 218L172 220V221L170 220L171 221V224H172V230L173 231H176V232H179L180 234H183L182 235L183 236L182 239H184V238L185 239H189V238L192 239L193 238V234H195L194 233L195 231H194L193 228L196 227L195 226L196 224L198 226V223L197 222H194L195 223L194 224L191 221V223H190L191 227L189 225V229H188L189 231H186V230H183L182 231V229H185V227L183 228V226L186 225L185 224L186 220L188 218L190 219V216L187 215V211H185ZM108 211H109V209H108ZM230 211H231V209L228 212L229 214H230ZM120 212H122V211H120ZM219 212H221V211H219ZM91 213L93 214V211ZM87 214H88V212H87ZM169 215H171V214H169ZM47 216H49V215H47ZM167 216H165V217H167ZM227 216L229 217V215H227ZM124 217L125 216H123L122 219H124ZM168 217H170V216H168ZM58 218H59V216H58ZM29 219H30V217H29ZM168 219L169 218H167V220ZM25 221H26V219H25ZM66 221H67V219H66ZM126 221H128V220H126ZM224 221H225V219H224ZM122 222H123V224L121 226H119L120 224L118 225L120 227V229H118L119 230V233H120V237H119V242H117V243H118L119 250H120L119 252L121 253L120 256L118 255L119 256V259L118 260H125L126 257L124 256L123 253H125V250H126V243H123V242L126 241L125 240L126 236L128 234L132 233L134 231V226H136L135 225V221H133V220H129L128 222H125L123 220ZM9 223H11V222H9ZM15 224H16V222H15ZM65 224H67V223H65ZM71 224L73 226V223H71ZM226 224H227V222H226ZM224 226H225V224H224ZM225 227H227V225ZM225 227H224V229H225ZM69 228H71V227H69ZM191 228L193 229V231H192ZM8 230H9V228H8ZM46 233H47V231H46ZM36 235L38 236V234H36ZM85 235H87V234H85ZM40 236H41V234H40ZM44 236H45V234H44ZM146 236H147V234H146ZM215 237H218V236H215ZM194 238H196L195 235H194ZM197 239L198 238H196L194 241L195 242L196 241H199ZM216 240H217V242H216ZM186 241H188V240H186ZM202 241H200V242H202ZM181 242H183V240ZM2 243H3V241H2ZM5 243H6V241H5ZM7 243H8V241H7ZM35 244H36V242H35ZM198 245H200V244L198 243L196 245V248L198 247ZM9 247H11V246H9ZM49 249H50V247H49ZM58 249H56V250H58ZM64 250H66V249H64ZM127 250H128V248H127ZM145 250L147 251L146 247L144 249H138V251H137V252H139L138 255H140V257H141L142 253ZM61 252H62V250H61ZM85 255H88V253L85 254ZM125 255H127V254H125ZM84 257L85 256L79 258V256H78L77 258H74V260H83ZM133 257H134V255H133ZM113 261H115V260H113ZM120 262H119V264H122V262L121 263ZM165 263H167V262H165ZM152 264H154V262ZM176 264H177V262H176Z\"/></svg>","mask_w":264,"mask_h":264}]
</instances>
